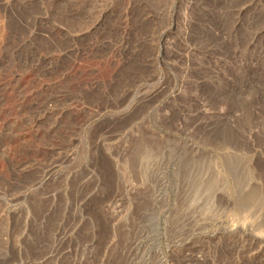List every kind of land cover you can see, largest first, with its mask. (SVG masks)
Returning <instances> with one entry per match:
<instances>
[{"label": "rangeland", "instance_id": "1", "mask_svg": "<svg viewBox=\"0 0 264 264\" xmlns=\"http://www.w3.org/2000/svg\"><path fill=\"white\" fill-rule=\"evenodd\" d=\"M0 264H264V0H0Z\"/></svg>", "mask_w": 264, "mask_h": 264}]
</instances>
